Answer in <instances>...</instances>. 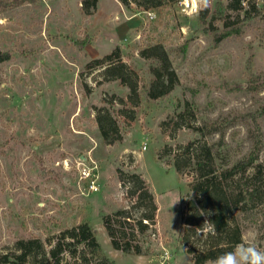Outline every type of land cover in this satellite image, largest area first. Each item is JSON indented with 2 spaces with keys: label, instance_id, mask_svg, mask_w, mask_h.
<instances>
[{
  "label": "rangeland",
  "instance_id": "obj_1",
  "mask_svg": "<svg viewBox=\"0 0 264 264\" xmlns=\"http://www.w3.org/2000/svg\"><path fill=\"white\" fill-rule=\"evenodd\" d=\"M82 1L0 0V51L11 54L0 62V254L32 237L49 248L64 230L89 221L99 254L114 264H196L182 243L190 225L180 215L196 172L179 173L175 151L201 138L219 151L220 168L256 147L257 162H264V0H256L257 15L241 18L227 11L229 0H195L196 9L183 0L157 8L98 0L89 15ZM156 43L168 51L179 83L151 98L155 61L140 51ZM118 47L139 78L138 105L129 101L128 86L103 79V68L86 67ZM188 107L187 125L174 131ZM101 109L117 122L113 142L97 123ZM213 122L224 128V142L221 131L203 137L193 129L210 130ZM125 173L140 174L158 206L149 228L130 240L142 254L116 249L104 224L119 209L136 218L148 211L131 207ZM238 216L246 221L243 243L264 251V205L248 220ZM67 261L73 259L66 255Z\"/></svg>",
  "mask_w": 264,
  "mask_h": 264
},
{
  "label": "trees",
  "instance_id": "obj_2",
  "mask_svg": "<svg viewBox=\"0 0 264 264\" xmlns=\"http://www.w3.org/2000/svg\"><path fill=\"white\" fill-rule=\"evenodd\" d=\"M130 1L139 7L157 8L177 0ZM97 5L98 0H83L81 7L89 15L97 11ZM226 9L238 13L237 17L240 18L242 14L253 17L259 13L260 4L256 0H229ZM140 54L155 61L150 66L152 78L148 85V96L158 98L172 91L179 83V76L163 43L143 48ZM9 58H11L9 52L0 51V62ZM86 67L89 70L103 68L100 71L103 79L119 80L128 86L129 101L138 105L139 78L130 65L122 61L119 47L104 57L92 59ZM189 110L191 108L188 107L178 114L174 131L187 125L183 121L187 114H191ZM130 117L135 118L134 111ZM97 123L107 142H113L115 139L112 134L118 135L119 139L117 122L109 111L101 109L97 114ZM216 124L213 122L207 131L200 126H193V129L203 137H206V133L221 131V141L224 142V128L219 129ZM188 126L192 128L189 124ZM256 149L248 157L225 168L218 167L217 158L220 153L215 149V145L206 139L191 140L185 145H180L175 151L173 164L176 170L184 173L187 168H191L196 172L195 179L189 184L191 195L185 204L187 212L183 208L180 214L181 219L190 225L188 232L182 235V243L189 245L188 252L193 254L196 264L214 260L243 243L246 221L245 224L239 221V213L244 215V220H248L251 211L264 205V162H257L259 152ZM121 180L127 189L131 207L140 205L148 209L141 213L139 218L134 217L132 211L127 208L119 209L104 218L114 247L130 252L133 248L130 240L136 239L137 230L144 232L149 228L155 219L158 206L153 192L149 191L140 174L125 173ZM112 219L119 223V228L112 224ZM144 219L149 223L144 222ZM124 226L130 227V234L124 232L122 229ZM208 226L209 229L206 230ZM260 230L264 236V217ZM126 238L128 240H125ZM49 246L46 248L38 237L21 239L16 243L15 249L0 254V264H62L66 255L73 259L66 264H114V261L99 254L101 246L89 221L67 228L60 234L59 239L51 242ZM133 249L142 254L140 246H134Z\"/></svg>",
  "mask_w": 264,
  "mask_h": 264
},
{
  "label": "clouds",
  "instance_id": "obj_3",
  "mask_svg": "<svg viewBox=\"0 0 264 264\" xmlns=\"http://www.w3.org/2000/svg\"><path fill=\"white\" fill-rule=\"evenodd\" d=\"M208 264H264V251L253 245L241 243L232 251L225 252L209 261Z\"/></svg>",
  "mask_w": 264,
  "mask_h": 264
},
{
  "label": "built area",
  "instance_id": "obj_4",
  "mask_svg": "<svg viewBox=\"0 0 264 264\" xmlns=\"http://www.w3.org/2000/svg\"><path fill=\"white\" fill-rule=\"evenodd\" d=\"M181 3H183V4H185V6L186 7H189V6H192V8H197V3H196V1L195 0H183V1H181ZM148 13V17H149V19H153L156 15H155V13H153V12H147ZM145 148H147V146H146V144H145V146H144V149Z\"/></svg>",
  "mask_w": 264,
  "mask_h": 264
}]
</instances>
